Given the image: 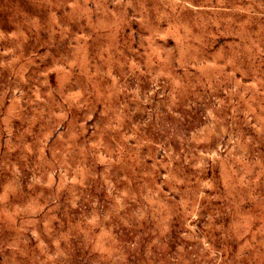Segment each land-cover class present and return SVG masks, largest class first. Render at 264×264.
Instances as JSON below:
<instances>
[{"label": "rangeland", "instance_id": "rangeland-1", "mask_svg": "<svg viewBox=\"0 0 264 264\" xmlns=\"http://www.w3.org/2000/svg\"><path fill=\"white\" fill-rule=\"evenodd\" d=\"M0 264H264V0H0Z\"/></svg>", "mask_w": 264, "mask_h": 264}]
</instances>
